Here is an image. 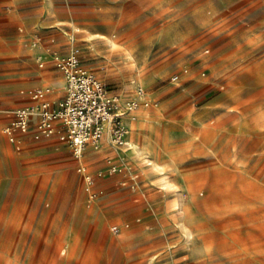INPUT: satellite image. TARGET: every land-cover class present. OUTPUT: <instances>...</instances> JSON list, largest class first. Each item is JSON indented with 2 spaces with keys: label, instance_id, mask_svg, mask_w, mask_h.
I'll use <instances>...</instances> for the list:
<instances>
[{
  "label": "rangeland",
  "instance_id": "374dc122",
  "mask_svg": "<svg viewBox=\"0 0 264 264\" xmlns=\"http://www.w3.org/2000/svg\"><path fill=\"white\" fill-rule=\"evenodd\" d=\"M183 2L167 22L152 0H26L150 105L84 154L92 183L57 138L0 158V264H264V0Z\"/></svg>",
  "mask_w": 264,
  "mask_h": 264
},
{
  "label": "built area",
  "instance_id": "2783aa9c",
  "mask_svg": "<svg viewBox=\"0 0 264 264\" xmlns=\"http://www.w3.org/2000/svg\"><path fill=\"white\" fill-rule=\"evenodd\" d=\"M53 59L65 79L63 97L53 102L47 98L50 87L31 90L30 95L37 102L16 109L5 132L18 148L21 147V141L17 134H27L33 124L35 139L57 135L78 159L79 170L86 181L92 183L94 176L82 163L86 151L89 148L98 149L107 133L115 146H127L131 132L129 121L133 118V112L141 105L149 106L150 101L145 98L146 91L141 85L136 87L129 99L113 93L109 84L83 65L79 47L75 44L67 54L53 52ZM38 62L43 66L41 57ZM177 78L173 77L174 80ZM108 170L117 173L122 170V166L113 163Z\"/></svg>",
  "mask_w": 264,
  "mask_h": 264
},
{
  "label": "crops",
  "instance_id": "0c3cea01",
  "mask_svg": "<svg viewBox=\"0 0 264 264\" xmlns=\"http://www.w3.org/2000/svg\"><path fill=\"white\" fill-rule=\"evenodd\" d=\"M5 1L10 0H0V158H5L8 162L12 148L21 153L26 146L33 148L58 144L57 135L35 139L33 124L27 134H17L21 141V147L18 148L16 143L11 142L5 128L13 120L16 109L37 102L30 95L31 90L50 87L51 92L47 98L53 102L63 97L65 79L55 65L53 52L64 55L68 53V47L63 27L58 25L54 18L47 15L44 24L39 22L41 13L49 11L46 7L37 5L34 10L27 11L30 6L25 5L26 0H12L15 3L14 8L4 6ZM152 2L154 4L151 12L156 16L159 14L163 21L170 22L175 14L181 16L186 11L183 0ZM182 37L187 40L188 36ZM39 57L43 60V66L39 65ZM47 64L51 67L45 70ZM146 134L138 139L139 144L145 149L151 145L149 134ZM34 141L37 142L33 143Z\"/></svg>",
  "mask_w": 264,
  "mask_h": 264
}]
</instances>
